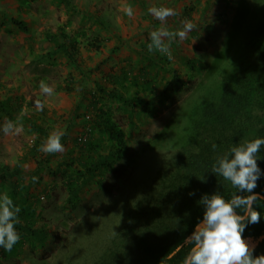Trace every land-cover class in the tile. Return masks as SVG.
Returning <instances> with one entry per match:
<instances>
[{
    "label": "rangeland",
    "instance_id": "obj_1",
    "mask_svg": "<svg viewBox=\"0 0 264 264\" xmlns=\"http://www.w3.org/2000/svg\"><path fill=\"white\" fill-rule=\"evenodd\" d=\"M151 7L172 8L176 15L161 22ZM263 21L264 0H0V129L13 125L0 131V172H22L5 179L0 173V193L17 203L18 221L46 234L40 243L19 233L10 251L0 248V264L99 262L134 212L161 189L172 160L192 150L194 104L233 82ZM186 22L194 27L184 40L165 41L171 58L147 51L153 30L176 32ZM191 61L199 66L191 69ZM174 73L179 83L168 90L171 99L144 110V103L161 98ZM42 82L53 89L50 95L41 91ZM96 84L119 91L131 106L98 93ZM96 99L97 110L108 112L123 135L125 149L110 167L82 178L79 168L64 163L96 160L113 145L95 124ZM263 127L257 119L254 132ZM57 131L64 151H41ZM252 131L243 143L255 139ZM36 142L40 147L32 154ZM259 153L264 157V149ZM70 181L83 184L72 203Z\"/></svg>",
    "mask_w": 264,
    "mask_h": 264
},
{
    "label": "trees",
    "instance_id": "obj_2",
    "mask_svg": "<svg viewBox=\"0 0 264 264\" xmlns=\"http://www.w3.org/2000/svg\"><path fill=\"white\" fill-rule=\"evenodd\" d=\"M15 24L25 30L23 24ZM252 40L249 59L238 70L233 82H224L217 94L208 93L203 101L194 104L192 112L196 118L193 121L192 150L182 152L172 160L168 171L161 176V189L145 208L134 212L132 222L123 234L112 242L102 259L94 264H182L192 247L185 244V240L203 217V206L198 203L201 197L220 193L225 199H230L237 191L229 181L213 173L212 169L218 157L228 152L232 146L243 143L245 132L253 129V137H264V127L258 135L254 132L257 119L264 121V21L258 26ZM62 50L68 58H72L68 48L62 47ZM189 65L191 69H195L199 62L191 61ZM143 73L144 70L141 71ZM178 83L179 77L174 73L172 80L164 85L161 98L155 105L144 103V110L156 108L163 100L169 101L171 96L167 92ZM95 88L105 97L118 99L131 106L129 100H123L119 91L107 90L99 84ZM98 103L96 99L92 104L96 110ZM251 121H254L253 126L249 125ZM95 124L109 133L113 145L106 156H98L96 160L87 158L82 162L70 159L64 163L67 169L79 168L82 178L102 167H110L112 160L119 157L125 149L123 135L117 131L108 112L97 110ZM31 127L39 134H44L35 123L32 122ZM213 145L216 147L213 148ZM39 147V142H36L30 152L33 154ZM259 155L261 157L260 153ZM257 164L264 171V157ZM0 173L2 179H5L22 172L19 168H3ZM68 186H74L69 198L72 203L77 199L83 184L73 185L70 181ZM253 191L264 197V176L257 181V187ZM190 193L193 195H189ZM254 207L261 213L262 219L256 224H249L243 238L254 246L255 257L264 255V201H256ZM16 228L19 233L35 238L40 243L46 240L42 229L20 221ZM177 248L180 250L177 251Z\"/></svg>",
    "mask_w": 264,
    "mask_h": 264
},
{
    "label": "clouds",
    "instance_id": "obj_3",
    "mask_svg": "<svg viewBox=\"0 0 264 264\" xmlns=\"http://www.w3.org/2000/svg\"><path fill=\"white\" fill-rule=\"evenodd\" d=\"M125 11L128 16L133 15L131 7ZM148 11L161 22L176 15L174 9L166 7H151ZM193 27L191 22H186L183 28L176 32L169 31L163 26L153 30L150 33L147 51L149 53L155 51L171 58L169 46L165 41L184 40ZM40 88L43 93L49 95L53 91L43 82ZM38 107L42 109L43 105ZM12 127L9 122L0 131L8 133ZM61 138V132L50 134L41 151L63 152ZM215 147L213 145V148ZM262 149L264 137H258L232 146L228 152L216 159L212 172L229 181L237 191L230 199H225L220 193L205 194L201 197L198 203L203 206V217L185 240V244L192 247L182 264H264V255L254 257V246L243 238L248 225L256 224L262 219L261 213L254 207L256 201L261 198L253 191L257 187V181L264 176V171L257 164L261 159L259 151ZM200 179L203 180V177ZM238 209L240 211H237ZM20 211L9 195L0 193V248L4 250L10 251L20 240L16 228ZM179 250L180 248H177V251Z\"/></svg>",
    "mask_w": 264,
    "mask_h": 264
},
{
    "label": "built area",
    "instance_id": "obj_4",
    "mask_svg": "<svg viewBox=\"0 0 264 264\" xmlns=\"http://www.w3.org/2000/svg\"><path fill=\"white\" fill-rule=\"evenodd\" d=\"M85 138H86V136H80L78 138V142H84L85 141Z\"/></svg>",
    "mask_w": 264,
    "mask_h": 264
},
{
    "label": "water",
    "instance_id": "obj_5",
    "mask_svg": "<svg viewBox=\"0 0 264 264\" xmlns=\"http://www.w3.org/2000/svg\"><path fill=\"white\" fill-rule=\"evenodd\" d=\"M259 197L264 201V197L263 196L259 195Z\"/></svg>",
    "mask_w": 264,
    "mask_h": 264
}]
</instances>
